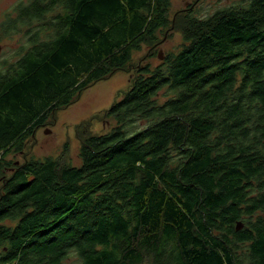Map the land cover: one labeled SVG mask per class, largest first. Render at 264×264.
<instances>
[{"label": "trees", "instance_id": "trees-1", "mask_svg": "<svg viewBox=\"0 0 264 264\" xmlns=\"http://www.w3.org/2000/svg\"><path fill=\"white\" fill-rule=\"evenodd\" d=\"M171 5L30 0L2 24L27 45L0 69V264H264V0L181 14L179 51L137 68L78 165L4 158L159 43Z\"/></svg>", "mask_w": 264, "mask_h": 264}, {"label": "rangeland", "instance_id": "rangeland-1", "mask_svg": "<svg viewBox=\"0 0 264 264\" xmlns=\"http://www.w3.org/2000/svg\"><path fill=\"white\" fill-rule=\"evenodd\" d=\"M30 0H0V69L4 63H13L21 54V48L27 45L24 31L5 36L2 24L8 16L15 17L14 9L20 3ZM241 0H171L169 28L160 33V41L155 46L143 45L141 50L132 54L130 65L123 71H117L104 80L95 83L87 90L78 93L73 104L58 110L42 126L36 128L25 142L21 153L10 150L4 155L14 168L29 159L59 158L63 164L78 165L81 140L85 136L101 135L110 131L115 122L108 118L109 108L119 101L130 87V78L137 68L151 64L156 67L170 53L179 51L182 43L180 15L194 11L196 15L206 17L217 10L234 6ZM22 28H19L20 31ZM162 53V54H161ZM162 55L163 60L160 59ZM49 132V134L47 133ZM2 183L0 182V192ZM68 264H76L73 260ZM79 264V263H77Z\"/></svg>", "mask_w": 264, "mask_h": 264}, {"label": "water", "instance_id": "water-1", "mask_svg": "<svg viewBox=\"0 0 264 264\" xmlns=\"http://www.w3.org/2000/svg\"><path fill=\"white\" fill-rule=\"evenodd\" d=\"M161 54H162V53H161ZM160 59L163 60L162 55L160 56ZM47 133L49 134V132H47ZM241 228H242V224L239 223V224L237 225L236 229H237V231H239V230H241Z\"/></svg>", "mask_w": 264, "mask_h": 264}, {"label": "bare ground", "instance_id": "bare-ground-1", "mask_svg": "<svg viewBox=\"0 0 264 264\" xmlns=\"http://www.w3.org/2000/svg\"><path fill=\"white\" fill-rule=\"evenodd\" d=\"M241 231V230H240Z\"/></svg>", "mask_w": 264, "mask_h": 264}]
</instances>
